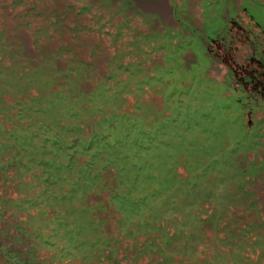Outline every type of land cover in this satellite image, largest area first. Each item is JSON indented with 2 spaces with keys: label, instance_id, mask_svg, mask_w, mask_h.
<instances>
[{
  "label": "rangeland",
  "instance_id": "rangeland-1",
  "mask_svg": "<svg viewBox=\"0 0 264 264\" xmlns=\"http://www.w3.org/2000/svg\"><path fill=\"white\" fill-rule=\"evenodd\" d=\"M256 62L264 0H0V264H264Z\"/></svg>",
  "mask_w": 264,
  "mask_h": 264
},
{
  "label": "trees",
  "instance_id": "trees-1",
  "mask_svg": "<svg viewBox=\"0 0 264 264\" xmlns=\"http://www.w3.org/2000/svg\"><path fill=\"white\" fill-rule=\"evenodd\" d=\"M257 67L256 70L254 71H249L246 70V76L248 77V79L250 80V83H252L253 85H255L259 91H262V93L264 94V62H256ZM260 74L261 76V80L260 77L257 76V74ZM235 76L238 77L239 74L237 71H235ZM249 84V83H248Z\"/></svg>",
  "mask_w": 264,
  "mask_h": 264
}]
</instances>
